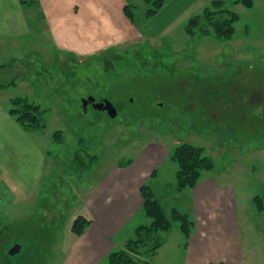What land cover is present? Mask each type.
Masks as SVG:
<instances>
[{"label":"rangeland","instance_id":"1","mask_svg":"<svg viewBox=\"0 0 264 264\" xmlns=\"http://www.w3.org/2000/svg\"><path fill=\"white\" fill-rule=\"evenodd\" d=\"M212 1L170 28L88 57L65 55L64 60L56 53L53 60L46 25L39 26L37 37L51 51L49 59L38 51L20 55L28 42L23 39L0 46V64L13 65L0 84L16 82L2 90L0 102L9 109L12 98H26L41 107L47 123L44 131L26 132L47 153L43 187L25 199L12 192L10 206L0 204V264H59L62 245L73 236L69 207L79 184L88 183L81 189L88 192L99 170L127 164L149 142L173 149L186 140L205 149L220 183L233 184L245 250L253 248L255 261L264 263V212L253 202L264 193V0H254L251 8L240 0H221L240 16L229 40L200 28L190 34L189 21ZM150 8L133 9L140 29ZM39 14L36 10L34 20ZM89 96L112 103L117 117L91 107L86 111L82 100ZM160 197L171 216L167 207L173 197ZM172 223L160 233L165 243L157 255L130 254L133 264L178 263V245L186 240L180 222ZM128 240L117 250L126 249ZM15 245L21 252L11 256Z\"/></svg>","mask_w":264,"mask_h":264},{"label":"crops","instance_id":"2","mask_svg":"<svg viewBox=\"0 0 264 264\" xmlns=\"http://www.w3.org/2000/svg\"><path fill=\"white\" fill-rule=\"evenodd\" d=\"M24 1L0 0V46L16 45L19 42L15 40L23 39L28 42L18 51L20 55L38 51L48 58L51 51L37 37L40 27L46 25L55 49L53 60L56 53L65 60L68 55L88 57L132 37L158 33L211 0H168L153 18H142L141 29L136 19L132 21L125 15L124 8L131 5L140 9L146 5L144 0ZM36 10L40 13L38 20H34ZM171 151L162 141L149 142L130 164L99 170V180L88 192L81 191L88 183L77 186L69 207L70 227L80 215L92 223L81 236L71 230V243L62 245L64 256L59 264H108L109 255L132 238L139 226L150 222L143 212L140 192L147 183L159 197H173L167 210L177 208L193 221L188 244L178 245L180 257L175 264L260 263L253 258V248L249 253L245 250L233 184L220 183L213 170L204 173L193 190L177 192V166L170 160ZM46 159L47 153L38 140L32 139L0 102V204L10 206L12 192L24 199L38 193L45 181Z\"/></svg>","mask_w":264,"mask_h":264},{"label":"trees","instance_id":"3","mask_svg":"<svg viewBox=\"0 0 264 264\" xmlns=\"http://www.w3.org/2000/svg\"><path fill=\"white\" fill-rule=\"evenodd\" d=\"M168 0H144L146 5L152 6L147 10L146 17L153 18L165 6ZM25 3L24 0H22ZM245 7L251 8L254 0H240ZM125 15L134 21L133 6L127 5L124 8ZM240 20L237 12L226 9L221 0H214L210 7H207L203 15L193 17L187 27L192 34L195 29L200 28L203 34L208 35L212 30L221 38L229 40L236 33V24ZM13 65H0V77L5 71L12 69ZM16 86V82L0 84V91ZM9 113L16 123L28 133L44 131L47 127L45 122V112L39 105L30 102L23 97H15L10 100ZM56 140L61 138V131L54 134ZM171 162L176 164V190L186 192L193 190L200 183L204 173L214 170V161L205 153V149L191 143H181L171 151ZM131 161L127 163L130 164ZM143 198V212L150 222L139 226L135 231V237L128 240L126 249L115 250L108 257V264H133V255L150 254L156 256L158 250L164 245V239L160 233L172 228V221L180 222L181 232L185 237V245L192 234L193 221L186 214L181 213L177 208H173L171 216L164 210L162 199L153 190L151 184L147 183L141 187ZM254 206L258 212H264V193L257 195L253 199ZM92 221L86 217L78 216L72 224V232L76 236H81ZM131 254V255H130Z\"/></svg>","mask_w":264,"mask_h":264},{"label":"water","instance_id":"4","mask_svg":"<svg viewBox=\"0 0 264 264\" xmlns=\"http://www.w3.org/2000/svg\"><path fill=\"white\" fill-rule=\"evenodd\" d=\"M95 98L94 97H90L88 99H83L82 103L83 105H87V103H89L90 101H94ZM96 108H98L99 110L103 109L106 110L108 112V115L111 118H116L117 117V110L115 108V106L110 103L109 101H103L100 104L96 105ZM21 252V246L20 245H15L9 252V254L11 256H15L17 254H19Z\"/></svg>","mask_w":264,"mask_h":264},{"label":"flooded vegetation","instance_id":"5","mask_svg":"<svg viewBox=\"0 0 264 264\" xmlns=\"http://www.w3.org/2000/svg\"><path fill=\"white\" fill-rule=\"evenodd\" d=\"M90 97H93V96H89L88 98H90ZM87 98V99H88ZM95 98V97H94ZM103 101H106V100H101V101H97V99L95 98V100L94 101H90L89 103H87V105H83L82 104V106H83V108L87 111V109L89 108V107H91V108H93V109H95V110H98V111H102V112H106L107 114H108V112L106 111V110H103V109H101V110H99L98 108H96V105H98V104H100L101 102H103Z\"/></svg>","mask_w":264,"mask_h":264}]
</instances>
